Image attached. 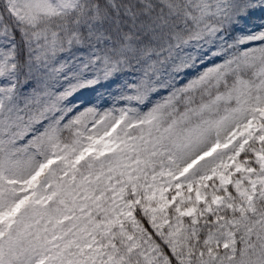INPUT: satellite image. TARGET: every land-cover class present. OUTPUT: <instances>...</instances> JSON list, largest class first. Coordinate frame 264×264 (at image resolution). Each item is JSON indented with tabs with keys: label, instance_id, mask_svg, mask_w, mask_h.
Returning a JSON list of instances; mask_svg holds the SVG:
<instances>
[{
	"label": "snow or ice",
	"instance_id": "6c2138e0",
	"mask_svg": "<svg viewBox=\"0 0 264 264\" xmlns=\"http://www.w3.org/2000/svg\"><path fill=\"white\" fill-rule=\"evenodd\" d=\"M0 264H264V0H0Z\"/></svg>",
	"mask_w": 264,
	"mask_h": 264
}]
</instances>
